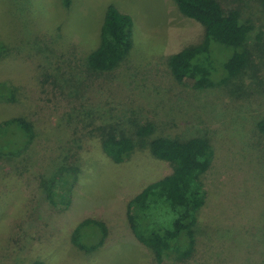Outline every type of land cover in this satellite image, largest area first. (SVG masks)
<instances>
[{"label":"rangeland","instance_id":"obj_1","mask_svg":"<svg viewBox=\"0 0 264 264\" xmlns=\"http://www.w3.org/2000/svg\"><path fill=\"white\" fill-rule=\"evenodd\" d=\"M221 2L253 25L252 66L199 90L168 61L204 38V26L174 0H0V82L17 95L0 100V122L22 116L35 133L26 152L0 156V264H264V0ZM110 4L133 17V46L116 68L96 71L88 56ZM148 122L156 128L144 147L136 132ZM101 132L130 135L137 147L117 163ZM160 136H201L214 149L187 258L161 260L127 219L129 200L173 172L148 148ZM70 167L78 170L72 203L40 202L42 181ZM88 217L109 227L91 251L73 242Z\"/></svg>","mask_w":264,"mask_h":264},{"label":"trees","instance_id":"obj_2","mask_svg":"<svg viewBox=\"0 0 264 264\" xmlns=\"http://www.w3.org/2000/svg\"><path fill=\"white\" fill-rule=\"evenodd\" d=\"M186 17L204 26V38L169 56L171 69L182 82L204 90L225 85L245 74L252 66L250 45L253 25L243 19L240 9L226 8L221 0H174ZM134 19L114 4L107 8L101 28L100 44L88 56V65L96 71L116 68L133 46ZM263 39L262 32L256 35ZM14 87L0 82V100L15 101ZM264 131V123L260 122ZM152 122L137 130L140 144L155 130ZM35 136L32 123L22 116L0 122V156H15L26 152ZM104 152L122 163L135 151L137 142L124 133L101 132ZM158 159L168 161L173 172L144 187L127 204V219L136 238L155 250L161 260L177 254L189 257L196 244L199 213L206 203L207 189L203 175L209 170L214 149L205 137L188 139L160 136L148 145ZM59 170L42 181L44 192L40 202L64 209L72 203V188L77 169ZM109 235L102 219L88 217L75 227L73 242L84 250H96ZM34 264H46L36 261Z\"/></svg>","mask_w":264,"mask_h":264}]
</instances>
